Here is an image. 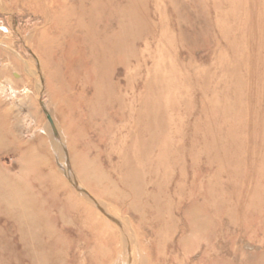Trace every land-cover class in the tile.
Wrapping results in <instances>:
<instances>
[{
  "label": "rangeland",
  "instance_id": "1",
  "mask_svg": "<svg viewBox=\"0 0 264 264\" xmlns=\"http://www.w3.org/2000/svg\"><path fill=\"white\" fill-rule=\"evenodd\" d=\"M74 1L0 0V264H264V0H145L97 86Z\"/></svg>",
  "mask_w": 264,
  "mask_h": 264
},
{
  "label": "bare ground",
  "instance_id": "2",
  "mask_svg": "<svg viewBox=\"0 0 264 264\" xmlns=\"http://www.w3.org/2000/svg\"><path fill=\"white\" fill-rule=\"evenodd\" d=\"M111 1L112 0H98V3H100V5H102V13L104 15L103 18L101 16L102 19H101L100 24L96 23V19L98 17H96V15H93L92 11H89L88 19H90V29H88L87 34L84 35V37L86 39H90L89 42H88V46L86 47V50L88 51V53L87 52L86 53L89 54L88 55V60L84 59L83 47L82 46L81 47L78 46V44H77V40L78 39L72 38V40L68 42L69 46H67V48H70V50L73 48L72 51H74V58H72V59L74 60V62H76L74 64L77 65V67L79 68L80 72H82V73H88V71H92L93 72V74H94V79H93V83L94 84L93 85L94 86H97V84L99 83V81L101 79H104L105 77H107V78L110 77L114 73L115 70H118V68L127 67L126 57L123 56L122 53H123L124 47L126 46V41L129 38H133L135 36L136 37L138 36L137 39H140L143 35H149L150 33L148 34V32H150L152 30V28L151 29H146L141 34L140 33L136 34V32H137L136 31V25L138 26L139 24L147 23V11L144 9V1L145 0H121V4H120L118 10L116 11L117 12V15H116L117 18H114V19L112 17H110L109 11L106 10V8L108 9V6L111 3ZM80 2H81V0L79 1V3ZM79 3H78L77 6L80 5ZM81 4H82V2H81ZM68 5H69V3H68ZM70 6L71 5H69V7ZM81 7H82V5H81ZM82 11H83V8H82ZM80 19H81V17H80ZM63 43H64V41H63ZM65 43H66V41H65ZM64 50H66V49L64 48ZM85 58L87 59V56H85ZM63 59L64 60L65 59H69V56L65 57V53H63L62 60ZM64 63L66 64V62H64ZM89 63H90V65H89ZM76 65H74V66L76 67ZM76 71H77V69H76ZM124 76H126V75H124ZM78 79H79V76H78ZM112 87L114 89H116L115 84L112 85ZM75 99L76 100H80L79 102H81L82 95L77 93L75 95ZM120 103L121 102H119V105H120ZM86 107H87V105H86ZM121 109H122L121 106H118L117 110L120 111ZM130 110L131 111L133 110L132 106H131ZM85 118H86L85 120H87V121L90 120L89 117H85ZM1 180H0V182H2ZM5 182H6V180H5ZM7 186H10V185H7ZM81 201H83V200H81ZM87 205H88V203H87ZM70 209L72 210V208H70ZM78 222H79V219H78ZM76 223H77V221H76ZM79 225H80V223H79ZM80 226L82 227V225H80ZM77 239H79V238L77 237ZM91 240H92V238H91ZM97 249H96V251H97ZM86 257H88V256H86ZM95 257H97V256H95ZM101 261H102V259H101ZM106 261H109V260H106ZM91 264H92V262H91Z\"/></svg>",
  "mask_w": 264,
  "mask_h": 264
},
{
  "label": "water",
  "instance_id": "3",
  "mask_svg": "<svg viewBox=\"0 0 264 264\" xmlns=\"http://www.w3.org/2000/svg\"><path fill=\"white\" fill-rule=\"evenodd\" d=\"M48 120L51 122L50 118H48Z\"/></svg>",
  "mask_w": 264,
  "mask_h": 264
}]
</instances>
